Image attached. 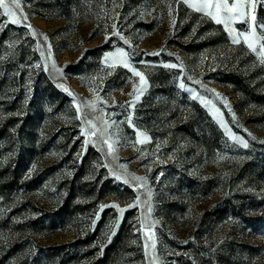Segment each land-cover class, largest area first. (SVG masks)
<instances>
[{"label": "rangeland", "instance_id": "rangeland-1", "mask_svg": "<svg viewBox=\"0 0 264 264\" xmlns=\"http://www.w3.org/2000/svg\"><path fill=\"white\" fill-rule=\"evenodd\" d=\"M20 5L0 14V264H264V30L238 35L264 2L231 34L185 0Z\"/></svg>", "mask_w": 264, "mask_h": 264}, {"label": "snow or ice", "instance_id": "snow-or-ice-1", "mask_svg": "<svg viewBox=\"0 0 264 264\" xmlns=\"http://www.w3.org/2000/svg\"><path fill=\"white\" fill-rule=\"evenodd\" d=\"M185 2L188 4V7L192 8L193 10H195L196 12H200L205 14L206 16L210 17L212 20H214L217 24H223L225 29H227L229 31V33L231 34L232 32V24L235 21H241L244 23H248V15H249V6L251 7H255L256 6V2L257 0H185ZM262 2H264V0H262ZM15 6V8L19 9L21 7L20 5V0H11V4L6 3V0H0V8L3 9V15H7L9 17V22L10 23H14V24H19L22 22V19L26 20V17H18L17 13L13 10L12 6ZM30 27V25H29ZM252 31L251 33L248 32H238L239 36H243L244 37V42L247 43V46L249 49H251L252 51H256V43L257 41H260L262 38L257 36V29H261L264 30V24H259L256 20V17L253 15L252 16ZM113 34H119L116 31V26L113 25ZM121 39H123L124 43L126 45L129 44L128 39L124 38L122 35L120 37ZM110 39V37H108L106 35L105 40L106 42ZM239 39H237V37H232V43H239ZM259 53L262 57V62H264V42L260 43V49H259ZM153 55H158L159 53H152ZM112 60L115 63H119L120 65L129 68V70L132 72V74L134 76H138L140 78V84L141 85H146L147 81L145 76L137 71L135 69V67L131 66V54L129 52H127L125 49L123 48H117L116 51L114 53H108L105 56V63L108 64L109 61ZM110 67H114L115 64H109ZM166 67H176V65H166ZM53 69L56 71H59L58 69H55V65L53 64ZM197 83H199V81H197ZM181 88H184V84L181 83L180 85ZM143 88H140L139 91L142 93L143 92ZM65 91H68L67 89H65ZM133 91H137L135 84L133 85ZM69 95H71V93H69ZM129 96L132 95V93H128ZM219 95V94H217ZM98 99H102V98H98ZM139 99V96L136 97V100ZM89 103L90 106L95 109L96 105L91 104V102H86ZM115 103V102H114ZM130 107L135 106V102H130L129 103ZM78 112H79V108H78ZM83 122L86 124L91 125L93 122L89 119H87V117L85 116L83 119ZM106 125L108 124V122H105ZM114 123V122H113ZM128 123L130 125H132V119L131 117L128 118ZM221 125L223 127H225V131L227 132L228 129L226 127V125L223 124V122L221 121ZM134 126V125H133ZM107 127L105 128V131H107ZM93 135H95V132L92 133ZM101 135H103V133H101ZM137 135V140L136 143H145L149 140L148 136L146 133L144 132H140L137 131L136 132ZM229 135H231V133L229 132ZM111 136V133H109V138ZM140 137H143L144 139L141 140ZM232 139H234L236 142L240 143L243 147L247 148L248 144L247 142H245L244 140H242L241 138L237 137V136H232ZM86 143H88V141H86ZM103 143L107 144L108 147V153L111 154L112 152H114V147H113V143H110L108 139L103 140ZM137 151H139V149H137ZM120 167L125 168L126 169V165H121ZM112 175L115 177L116 180L120 181L123 180L124 183H129L127 177V173L125 172L124 174H120L117 173L115 171L112 172ZM134 180H138L141 182V185L143 183H145V178L143 177H132ZM135 187V186H134ZM137 199H139V197H137ZM113 207H118L117 205H111ZM136 204H132L129 205V207H136ZM102 209L103 207H108V205L105 206H101ZM121 213H123L124 209L120 210ZM95 223V222H94ZM141 227H143V224L141 225ZM149 238L152 240V245L151 247L154 249L155 248V244H156V240H155V234L151 233ZM147 247V244H146Z\"/></svg>", "mask_w": 264, "mask_h": 264}]
</instances>
